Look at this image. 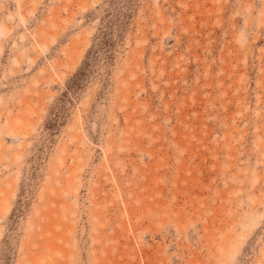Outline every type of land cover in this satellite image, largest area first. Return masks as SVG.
I'll return each instance as SVG.
<instances>
[{"label":"rangeland","instance_id":"374dc122","mask_svg":"<svg viewBox=\"0 0 264 264\" xmlns=\"http://www.w3.org/2000/svg\"><path fill=\"white\" fill-rule=\"evenodd\" d=\"M0 264H264V0H0Z\"/></svg>","mask_w":264,"mask_h":264}]
</instances>
